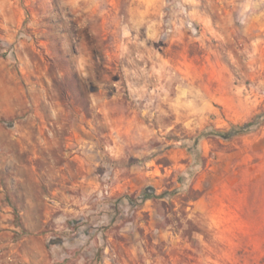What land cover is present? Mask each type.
I'll list each match as a JSON object with an SVG mask.
<instances>
[{"label": "rangeland", "instance_id": "1", "mask_svg": "<svg viewBox=\"0 0 264 264\" xmlns=\"http://www.w3.org/2000/svg\"><path fill=\"white\" fill-rule=\"evenodd\" d=\"M264 0H0V264H264Z\"/></svg>", "mask_w": 264, "mask_h": 264}, {"label": "crops", "instance_id": "2", "mask_svg": "<svg viewBox=\"0 0 264 264\" xmlns=\"http://www.w3.org/2000/svg\"><path fill=\"white\" fill-rule=\"evenodd\" d=\"M262 10H264V9H262Z\"/></svg>", "mask_w": 264, "mask_h": 264}]
</instances>
